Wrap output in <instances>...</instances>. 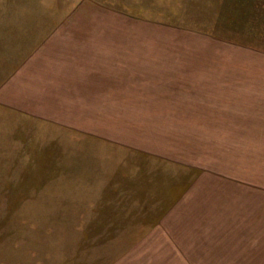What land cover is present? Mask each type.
Returning a JSON list of instances; mask_svg holds the SVG:
<instances>
[{"label": "rangeland", "instance_id": "374dc122", "mask_svg": "<svg viewBox=\"0 0 264 264\" xmlns=\"http://www.w3.org/2000/svg\"><path fill=\"white\" fill-rule=\"evenodd\" d=\"M17 5L26 26L18 39L2 31L0 86L47 31L61 35L67 18H88L92 25L73 21L71 32L82 39V64L93 62L95 50L115 57L127 50L134 71L142 48L173 50L170 64L193 65L197 72L191 76L202 87L166 99L150 96L169 91H144L135 126L123 124L124 117L135 118L126 106L114 107L112 135L124 142L120 146L0 102V264H264V121L249 120H264V112L247 115L249 110L227 104L221 113H193L195 104L222 91L224 98H240L253 81L252 92L264 99V0H18ZM41 16L48 29L38 27ZM57 46L46 49L53 55L78 52ZM69 58L62 72L73 69ZM76 69L83 75L81 66ZM174 101L184 103L170 108L164 103ZM159 108L171 112L161 115ZM235 108L241 112L234 115ZM201 113L246 120L186 122ZM219 199L226 210L218 225L207 204Z\"/></svg>", "mask_w": 264, "mask_h": 264}, {"label": "crops", "instance_id": "0c3cea01", "mask_svg": "<svg viewBox=\"0 0 264 264\" xmlns=\"http://www.w3.org/2000/svg\"><path fill=\"white\" fill-rule=\"evenodd\" d=\"M17 1L18 0H0V36L3 31L6 32V34L8 33V36L9 34L15 35V39H18L19 28H24V26H26V19L19 17L20 7H18ZM37 19L38 27L41 26L42 28L45 26V28L47 27L48 29V23L45 22V17L41 16L37 17ZM80 19L67 18L65 20L67 24H69L64 30L67 34L64 33L59 35L57 32L55 35L51 36L48 31L45 35L42 31L44 35L41 37L42 41H40L36 48L19 65L20 67H16L15 70L11 72L8 77L9 80L6 79V82L4 81L5 83L3 82L4 84L0 86V102L18 112L34 117L43 123H56L60 125V128L62 127L63 130L73 131L74 133L81 134L91 139L105 141L107 144L113 141L115 143L112 144L120 146L124 142L114 138L113 135L115 133L112 135L114 129L112 123L114 107L126 106L128 112H132L133 115H135V118H132L133 120L127 117L122 119L124 122L123 124L130 127L132 123L138 120L139 116L137 115L142 114L137 108V105H142L141 100L145 94L144 91L151 89L169 91V93L166 94L158 92L150 96L152 99H157L163 95L164 99H166L167 97H177L176 91H178L180 96H183L187 89L199 90L202 87L201 82L195 83L191 76L194 72H197L193 65H179L178 61V65L170 64L169 58L171 55H168V53L171 54V52H175L173 50L154 48L144 50V48H142L143 50L139 51V55H135L138 65L134 66V71H131L132 67L128 65L126 61L131 55L130 51L127 50H121L120 52L122 54L118 57L113 56L112 53L99 56L98 51L95 50L94 56L91 57L93 62H85L82 64L78 59L81 58V54H79L78 51L80 49L78 48L82 39L78 40L76 37L73 38L71 36L72 30H74V28H72L73 21H78L77 23L80 21L81 24L92 25V20L88 18ZM30 27L33 28L34 24L30 25ZM39 36H41L40 33L37 38ZM36 40L37 42L39 41L38 39ZM54 40L57 42L52 44ZM55 44L58 45V48H65L64 51L70 52L71 50H77L78 52H70L72 53L70 55H53L49 53L46 47ZM67 56L70 57L69 60L71 59L70 62L73 65V69L68 72H62L61 68H65L63 59L67 58ZM98 57H100V59ZM178 57L179 56H175L176 59ZM70 62L68 63L70 64ZM156 62L160 63V65H156ZM119 64L121 66H119ZM100 65L102 68L101 71H98L97 69ZM80 66L81 69H83V75L76 69ZM115 68L118 70L116 72L117 77L112 73ZM58 72H60L62 76H60ZM149 73L152 74L150 75ZM96 74L99 75V77L97 76L98 78H96ZM162 74L167 76L163 79L158 78ZM178 74L181 76L179 80L177 77ZM131 75L134 76L131 78ZM255 82L258 83V81ZM253 83L254 81L247 83L250 84V86L244 89L249 90V93L246 91L245 95H242L240 98H232V95L227 98V94L224 98L223 91L221 90V95L213 97L214 99H209V101L206 99L205 101H201V104H195L194 106H196V108H194L195 112L193 113L203 111L204 113L206 112L213 115L212 112L216 110H218V113H221V111H225L226 109L219 108L227 104H232L234 107L237 105L243 107L244 112L249 110V114L247 115L252 114L253 116L258 113H263L264 108L259 107H264V99L252 92V90L257 89L256 87H251ZM164 84H166L165 87ZM131 88L137 89V91H131ZM43 89L45 93L39 91ZM140 91H142V96ZM223 98L225 100L224 102L222 101ZM164 103L167 108H170L172 106H177V104L181 105L184 102L174 101ZM156 104L157 107H160L158 103ZM151 110L154 111L155 109L151 108ZM167 110L168 109L161 110V108H159L158 112L161 115L162 113L171 112V110ZM240 112L235 108L232 113L235 115ZM200 115L199 118L192 117L185 120H187L186 122L200 121L211 123L246 120L241 118H224L220 115H215L210 119L206 114L204 115L201 113ZM249 120L264 121L263 119L257 118H250ZM143 125H146L145 120H143ZM132 126H135V124H132ZM115 130L119 131V128L117 127ZM131 146L135 147L134 145ZM145 152H147L146 154L150 153L149 155L151 157H153L151 154H155V152L152 151ZM170 159V157H166L167 161ZM126 179L127 178H125L124 181H126ZM214 192L215 190L212 189L211 194ZM235 194L236 193H234V195ZM213 202L214 200L207 205L210 206L209 212L213 215L212 218L216 217L219 225L221 218L224 217L222 210H226L225 202L219 199L216 203L214 202L215 206ZM205 205L206 204H202L201 206Z\"/></svg>", "mask_w": 264, "mask_h": 264}]
</instances>
